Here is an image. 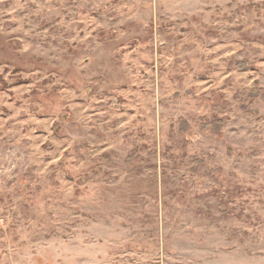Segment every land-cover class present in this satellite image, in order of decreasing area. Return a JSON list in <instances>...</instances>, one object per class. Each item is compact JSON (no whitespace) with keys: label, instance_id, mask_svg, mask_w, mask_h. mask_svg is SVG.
<instances>
[{"label":"rangeland","instance_id":"1","mask_svg":"<svg viewBox=\"0 0 264 264\" xmlns=\"http://www.w3.org/2000/svg\"><path fill=\"white\" fill-rule=\"evenodd\" d=\"M0 264H264V0H0Z\"/></svg>","mask_w":264,"mask_h":264},{"label":"trees","instance_id":"2","mask_svg":"<svg viewBox=\"0 0 264 264\" xmlns=\"http://www.w3.org/2000/svg\"><path fill=\"white\" fill-rule=\"evenodd\" d=\"M260 96L261 95H260V92L259 91H257V90L250 91V98H258Z\"/></svg>","mask_w":264,"mask_h":264}]
</instances>
